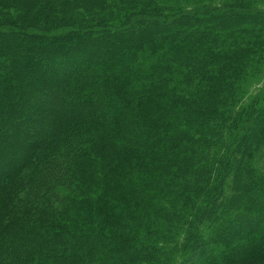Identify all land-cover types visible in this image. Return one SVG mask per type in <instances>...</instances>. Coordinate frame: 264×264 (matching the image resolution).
<instances>
[{
	"label": "trees",
	"instance_id": "trees-1",
	"mask_svg": "<svg viewBox=\"0 0 264 264\" xmlns=\"http://www.w3.org/2000/svg\"><path fill=\"white\" fill-rule=\"evenodd\" d=\"M111 1L0 0V264H264V9Z\"/></svg>",
	"mask_w": 264,
	"mask_h": 264
},
{
	"label": "rangeland",
	"instance_id": "rangeland-1",
	"mask_svg": "<svg viewBox=\"0 0 264 264\" xmlns=\"http://www.w3.org/2000/svg\"><path fill=\"white\" fill-rule=\"evenodd\" d=\"M155 1L160 2L162 4L167 3L166 5H169V4L174 5V7H173L174 9L180 8L181 10H185V11H187V13H189L190 9L200 8L204 5L216 6V5H220V3L222 1H227V0H155ZM238 1H244V4L239 6V7H241L240 10H245V11L247 10L248 11V10H254V9H264V0H238ZM111 2H114V1H111ZM114 3H116V0ZM240 10H238V12ZM238 14H240V15L245 14V16H249V17L253 16V14L251 12H244V11L239 12ZM195 16L196 17H206L207 14L196 13ZM240 18H245V17L241 16ZM193 20L196 23V20L195 19H193ZM112 21L116 25H119V23L117 21H115V20H112ZM188 22H190V21H188ZM246 23H247L246 20L244 22H239V23L236 21V25L233 27L230 26V29L234 30V28H238L241 30V28L244 27V25ZM247 24H249V23H247ZM238 29H236V30H238ZM251 35H252V33L244 34L243 32H240V31L237 33V37L239 39H247L248 40V38L249 39L251 38ZM253 51H258L264 60V46L255 47ZM253 57H254V59H256L257 55L255 54V56H253ZM261 70L263 71L264 67H262ZM17 71H18V74L21 73V77H22V79H20V77L18 76V79H19L18 82H22L23 79L27 80L25 75L22 72V69H18ZM259 78H260V74L252 75L249 82H251L252 84H256L257 81L259 80ZM263 82H264V80L259 81V83L253 89L251 86L249 93L251 92V94H254L259 87L263 86ZM20 99H21V97L19 98V101H20ZM15 101H16V99H15ZM159 112H160V110H159ZM207 220H209V219H207ZM196 227L198 228L199 232H201L202 234H205L204 231L207 229V227H210V225L208 222L200 223V221H198V225ZM193 228H195V222H193L190 225L189 229H193ZM236 234L237 235L235 236V239L232 240L233 245L237 244L241 240V237L238 236L239 233H236ZM228 240H230V238H228ZM224 241H225V239H222L220 241L221 245L224 244ZM218 245H220V244L218 243ZM169 246H170V244H166L164 248H167ZM186 256L187 255H186L185 251H183V248H182L172 255V259L168 258L166 255H162L160 253L158 259H156V262H157V264H168V263L170 264L169 260L171 259V263L173 262V264H180L183 262V260L186 258Z\"/></svg>",
	"mask_w": 264,
	"mask_h": 264
}]
</instances>
